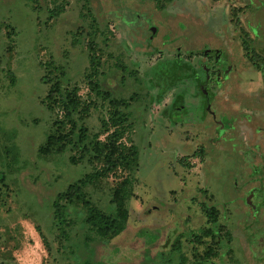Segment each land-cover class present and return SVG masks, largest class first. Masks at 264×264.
<instances>
[{
	"label": "rangeland",
	"instance_id": "rangeland-1",
	"mask_svg": "<svg viewBox=\"0 0 264 264\" xmlns=\"http://www.w3.org/2000/svg\"><path fill=\"white\" fill-rule=\"evenodd\" d=\"M242 34L264 57V0H171L161 11L149 0H0V264H143L209 226L202 203L230 234L203 264H264V72L249 64ZM91 37L101 90L136 94L128 138L139 166L126 230L85 249L77 219L58 238L51 205L92 166L37 150L60 117L42 103L44 75L77 89L90 136L102 130L108 104L86 79ZM116 182L95 181L87 197L104 209ZM211 246L184 242L187 264Z\"/></svg>",
	"mask_w": 264,
	"mask_h": 264
},
{
	"label": "trees",
	"instance_id": "trees-1",
	"mask_svg": "<svg viewBox=\"0 0 264 264\" xmlns=\"http://www.w3.org/2000/svg\"><path fill=\"white\" fill-rule=\"evenodd\" d=\"M137 1L141 3L145 0ZM149 1L155 10L161 11L171 0ZM249 41L248 35L242 34L241 46L248 62L252 67L264 72V57L257 54L254 47L247 43ZM86 47L89 63L86 79L90 91L108 104L107 118L101 121L102 130L99 134L90 136L84 126L89 105L81 101L77 89L64 88L60 77L53 79L44 75L41 81L48 85V90L42 103L49 111L56 108L60 117L52 123L51 131L39 146L37 155L46 158L69 153L67 160L70 165L84 163L92 166L93 171L90 174L68 185L65 192L55 196L51 205L52 226L61 231L58 238L67 239V232H71L77 219L84 232L83 245L85 249H89L90 243L106 245L126 230L129 218L127 203L133 196L132 173L139 166V152L128 138V131L131 129V124H128L129 108L131 102L136 100V94H131L128 99H116L109 92L101 90L97 80L100 66L99 48L93 37L87 41ZM122 69L125 70L124 67ZM101 134L104 135L103 139H100ZM112 176L117 182L109 194L107 205L102 209L89 200L85 189H90L99 179L105 180ZM2 180L3 175L0 174V181ZM78 209L79 212H76ZM200 211L209 225L207 228L202 229L200 233L192 232L189 238L178 234L162 245V250L154 256L144 254L143 264H187L182 252L183 243L201 245L205 239L211 240L213 246L208 247L201 258H198V262L192 264H203L205 259L215 257L220 251L219 241L224 237L228 244L230 234L218 223V210L214 206L202 203ZM72 215H75V218H71Z\"/></svg>",
	"mask_w": 264,
	"mask_h": 264
},
{
	"label": "flooded vegetation",
	"instance_id": "flooded-vegetation-1",
	"mask_svg": "<svg viewBox=\"0 0 264 264\" xmlns=\"http://www.w3.org/2000/svg\"><path fill=\"white\" fill-rule=\"evenodd\" d=\"M212 72L214 73V72H216V70H214V69H212ZM212 74V73H211ZM214 118V117H213ZM215 119V118H214ZM250 194L251 195H249V196H253V195H255L256 194V192H254V191H250ZM247 203V205H248V207L251 209V210H256V207H255V205H253L252 203H251V201H249V202H246ZM259 231H263V229H261V228H259ZM225 252H229V245H225ZM264 252V249H262V250H259V253L260 252ZM255 257V256H254ZM259 258V263L262 261V256L261 257H258ZM246 262L244 261V264H245Z\"/></svg>",
	"mask_w": 264,
	"mask_h": 264
},
{
	"label": "water",
	"instance_id": "water-1",
	"mask_svg": "<svg viewBox=\"0 0 264 264\" xmlns=\"http://www.w3.org/2000/svg\"><path fill=\"white\" fill-rule=\"evenodd\" d=\"M221 128H222V127H220V131H221ZM249 197H251V196H249ZM246 202H249V198L246 199Z\"/></svg>",
	"mask_w": 264,
	"mask_h": 264
}]
</instances>
